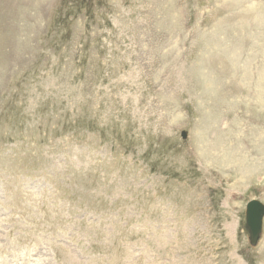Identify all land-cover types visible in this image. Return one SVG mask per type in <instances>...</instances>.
Listing matches in <instances>:
<instances>
[{
	"label": "rangeland",
	"instance_id": "obj_1",
	"mask_svg": "<svg viewBox=\"0 0 264 264\" xmlns=\"http://www.w3.org/2000/svg\"><path fill=\"white\" fill-rule=\"evenodd\" d=\"M251 200L264 0H0V264H264Z\"/></svg>",
	"mask_w": 264,
	"mask_h": 264
},
{
	"label": "water",
	"instance_id": "obj_2",
	"mask_svg": "<svg viewBox=\"0 0 264 264\" xmlns=\"http://www.w3.org/2000/svg\"><path fill=\"white\" fill-rule=\"evenodd\" d=\"M185 139L186 133H182ZM264 218V204L258 200H251L245 206L244 229L248 234V242L251 247H255L262 236V225Z\"/></svg>",
	"mask_w": 264,
	"mask_h": 264
},
{
	"label": "bare ground",
	"instance_id": "obj_3",
	"mask_svg": "<svg viewBox=\"0 0 264 264\" xmlns=\"http://www.w3.org/2000/svg\"><path fill=\"white\" fill-rule=\"evenodd\" d=\"M227 230H228L229 233H231L232 230H233V226H232V225H228V226H227Z\"/></svg>",
	"mask_w": 264,
	"mask_h": 264
}]
</instances>
